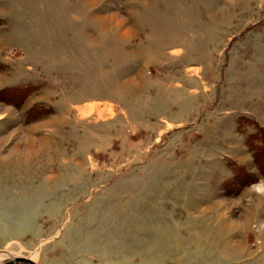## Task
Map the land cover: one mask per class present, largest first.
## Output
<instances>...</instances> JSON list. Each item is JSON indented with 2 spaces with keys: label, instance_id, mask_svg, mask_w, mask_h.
I'll use <instances>...</instances> for the list:
<instances>
[{
  "label": "rangeland",
  "instance_id": "obj_1",
  "mask_svg": "<svg viewBox=\"0 0 264 264\" xmlns=\"http://www.w3.org/2000/svg\"><path fill=\"white\" fill-rule=\"evenodd\" d=\"M257 132L264 0H0V264H264Z\"/></svg>",
  "mask_w": 264,
  "mask_h": 264
},
{
  "label": "trees",
  "instance_id": "obj_2",
  "mask_svg": "<svg viewBox=\"0 0 264 264\" xmlns=\"http://www.w3.org/2000/svg\"><path fill=\"white\" fill-rule=\"evenodd\" d=\"M259 134V135H257ZM257 134H251V136L248 138V142L250 144H259L264 148V134H261L260 132H257ZM262 153L264 154V151H262ZM255 154V158L256 161H258V155L260 154V152H254ZM264 158V157H263ZM259 165L261 166L260 170H262L264 172V161L262 163H259ZM251 175V174H250Z\"/></svg>",
  "mask_w": 264,
  "mask_h": 264
},
{
  "label": "water",
  "instance_id": "obj_3",
  "mask_svg": "<svg viewBox=\"0 0 264 264\" xmlns=\"http://www.w3.org/2000/svg\"><path fill=\"white\" fill-rule=\"evenodd\" d=\"M18 261H25L29 264H36L34 261H32L31 259L29 258H25V257H16L8 262H4V263H1V264H7V263H14V262H18Z\"/></svg>",
  "mask_w": 264,
  "mask_h": 264
},
{
  "label": "bare ground",
  "instance_id": "obj_4",
  "mask_svg": "<svg viewBox=\"0 0 264 264\" xmlns=\"http://www.w3.org/2000/svg\"><path fill=\"white\" fill-rule=\"evenodd\" d=\"M241 219H243V218H241ZM36 255V253L35 254H32V257H34Z\"/></svg>",
  "mask_w": 264,
  "mask_h": 264
}]
</instances>
